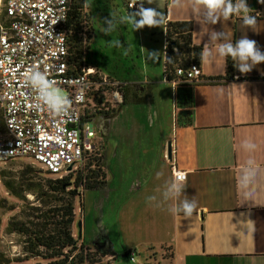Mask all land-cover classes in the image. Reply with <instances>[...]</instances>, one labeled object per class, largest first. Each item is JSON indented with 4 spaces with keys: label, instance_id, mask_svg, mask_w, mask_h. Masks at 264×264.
<instances>
[{
    "label": "crops",
    "instance_id": "1",
    "mask_svg": "<svg viewBox=\"0 0 264 264\" xmlns=\"http://www.w3.org/2000/svg\"><path fill=\"white\" fill-rule=\"evenodd\" d=\"M142 2L165 16L158 27H147L153 39L157 34L160 38L159 46L158 39L154 40L161 49V62L169 22L191 23L193 45L202 52L211 48V61L200 59L198 65L204 78L225 73V57L218 55L222 41L210 42L212 31H224L234 43L247 36L264 52V3L260 0H246L247 14L257 20L252 27L244 25L243 14L208 23L206 9L194 0ZM234 64L233 80L218 85L178 83L174 89L162 76V84L170 86L166 101L163 89H157V94L153 89L148 101L132 93L150 102L148 113H138L136 104L133 110L123 111L125 105L120 104L113 113L101 116L104 185L83 192L80 209L73 204L72 237L77 246L93 247L82 240L84 224L78 234L74 226L92 213L102 219L112 208L116 239L108 236L107 241L118 245L130 264H146L150 252L151 262L157 264H264V80H260L264 63L247 74H241ZM145 82L149 84L148 79ZM126 86L127 96L130 86ZM174 92L179 95L176 100ZM131 131L138 134L131 136ZM246 139L255 144L254 149L242 147ZM249 160L254 161L255 175L245 184ZM171 165L186 173L183 195L197 200L191 216L173 214L169 208L175 201H163L164 185L173 180ZM158 172L162 173L159 178ZM149 196L157 200L150 203ZM113 251L99 264H124Z\"/></svg>",
    "mask_w": 264,
    "mask_h": 264
},
{
    "label": "built area",
    "instance_id": "2",
    "mask_svg": "<svg viewBox=\"0 0 264 264\" xmlns=\"http://www.w3.org/2000/svg\"><path fill=\"white\" fill-rule=\"evenodd\" d=\"M142 0H125L124 7L135 11ZM71 0L0 1V163L29 158L57 179L94 170L104 172L105 139L92 126L97 116L109 115L122 102L126 85L110 79L96 65L73 63L67 22ZM82 17L83 30L87 31ZM85 37V34H83ZM83 48L87 41L83 39ZM167 45L164 39V50ZM163 50V51H164ZM165 60V53L163 52ZM30 69H38L72 101L66 115H54L26 84ZM173 81L189 86L205 85L196 64L176 67ZM173 179L186 173L170 167ZM89 250L84 248V254ZM134 261V255L130 256Z\"/></svg>",
    "mask_w": 264,
    "mask_h": 264
},
{
    "label": "rangeland",
    "instance_id": "3",
    "mask_svg": "<svg viewBox=\"0 0 264 264\" xmlns=\"http://www.w3.org/2000/svg\"><path fill=\"white\" fill-rule=\"evenodd\" d=\"M124 2L125 0H85L81 9V14L82 17L85 18L84 21H86L87 33L89 38H91L87 63L96 65L110 79L122 82L125 85L126 83L129 84L130 90L126 96L128 102L122 108L124 109L123 111H127L133 110V98L136 97L133 94H137L138 97L143 98L144 101H148L152 96L151 92L153 89L156 90V94L158 93L157 89H163V101H166L167 95L165 92L167 90L169 91L170 86L162 84L163 62H161L160 58L161 49L160 47L157 48L156 41L154 40L155 38L158 39L159 46L160 38L158 34L153 39L147 26L136 31L129 23H119L122 17H126L130 12H133L125 10ZM110 14L112 18L117 21L116 28L112 32H106L104 20L109 18ZM115 41H118L122 47L115 46V44L112 43ZM126 49H128L127 55L124 54ZM150 53H158V55L150 56ZM146 59L149 62H146ZM162 61H164L163 57ZM147 74H152V76H148ZM147 79L149 80V84L145 82ZM122 92L125 95L127 94V86L123 88ZM168 95H170V92ZM174 97L176 100V97L179 98V95H176V92H174ZM147 104H150V102L139 103L134 109L137 110L138 113H145L151 109L150 105ZM129 118L130 117L127 115L124 116V119L127 121ZM102 119L101 116H97L96 119L93 120L92 126L99 129V124H101L100 122ZM3 132L4 129L0 118V135L3 134ZM134 132L135 131H131L130 135L134 136L138 134H133ZM34 171H41L42 173L36 174ZM101 174L102 176L97 178L98 182H102L104 178V173L101 172ZM1 177H5V179L23 178L30 182L36 181L38 178H57L45 174L42 168L29 158H18L6 163H0V253H2L6 259L12 260L21 256L22 245L17 235L9 233L8 222L12 217H18L20 210L25 207V203L7 193L2 185ZM69 183L67 190L74 189V182L69 181ZM77 192L82 193V189L78 188ZM86 197L87 196L82 199L83 204L86 201ZM26 199L30 204L37 205L32 195H27ZM74 202H76V208L78 207L80 209L81 196L75 197ZM10 207L14 209L9 211L8 209ZM113 210L114 209L109 208L102 219L94 215V213L86 215L83 219L84 223L80 225V228L83 229L84 224L82 240L85 245L93 246L87 248L89 250L86 254L88 261L85 262V264H99L103 258V251L107 250H114L113 252L118 254V261L124 262V264H130L129 260L123 258L120 247L113 242L107 241L108 236L110 238L114 237V240L116 239ZM73 230H77L78 234V223L74 226ZM148 257L150 259L146 264H157L151 262L153 260L151 252L148 254ZM39 262L44 263L38 259H31L25 264H36Z\"/></svg>",
    "mask_w": 264,
    "mask_h": 264
},
{
    "label": "trees",
    "instance_id": "4",
    "mask_svg": "<svg viewBox=\"0 0 264 264\" xmlns=\"http://www.w3.org/2000/svg\"><path fill=\"white\" fill-rule=\"evenodd\" d=\"M84 3L85 0H71L67 22L70 31L68 42L75 65L81 64L83 57L87 60L90 47L91 38L82 26L81 9ZM84 38L89 44L85 49L82 43ZM165 40L167 45L164 50L166 56L163 61L162 76L170 82L175 80L173 74L176 67L186 68L190 64L199 65L202 48L193 45L192 25L189 22L167 23ZM233 64L234 61L231 57H225L224 76L209 78L205 85H218L233 80ZM260 80H264V78ZM122 95L121 105H125L128 101L123 92ZM133 103L138 105L143 101L134 97ZM34 172L42 173L41 171ZM43 172L49 175L47 172ZM99 176H102L100 170L88 172L84 179L78 176L73 181L74 189L72 190H67L69 181H71L70 177L62 179L38 178L31 182L23 178L5 179V177H1L2 185L7 193L25 203V207L20 210L18 217L14 216L8 222L9 233L17 235L21 240V256L10 260L0 253V264H25L31 259L44 262L36 264H85L88 257L84 254V247L77 246L72 237L73 204L74 198L81 196L83 192L103 187L104 178L102 182H98ZM78 188L82 189V193L77 192ZM27 195H32L37 205L30 204L26 199ZM13 209L10 207L8 210ZM109 254L108 250L103 251L102 256Z\"/></svg>",
    "mask_w": 264,
    "mask_h": 264
},
{
    "label": "clouds",
    "instance_id": "5",
    "mask_svg": "<svg viewBox=\"0 0 264 264\" xmlns=\"http://www.w3.org/2000/svg\"><path fill=\"white\" fill-rule=\"evenodd\" d=\"M179 4V0H176ZM195 5H202L206 9L205 21L211 24H217L222 16L224 19L230 18L232 15L243 14V23L245 26H255L257 20L254 16H250L247 13L250 8L248 7L246 0H194ZM264 3V0H260ZM164 13L160 12L157 8H145L140 5L135 11L130 12L126 17H122L119 23H129L135 30L143 29L144 27H158L164 23ZM106 25L105 31L112 32L116 28V23L111 14L110 17L104 20ZM210 42H218V55L221 57H231L234 62V66L241 74L249 73L253 67L258 64L264 63V52H261L256 41L249 39L247 36L241 37L235 43L228 39L227 34L222 32L212 31L209 35ZM117 47H122L118 42H112ZM128 49L124 54L127 55ZM158 53H150V56H156ZM202 61H211L212 50L210 47H206L205 51L201 54ZM30 75L26 78V84L33 88L39 96V99L44 105L54 114L58 116L66 115L70 108L72 101L65 95L62 90L56 85L55 81H51L47 76L38 69H30ZM242 147L245 150H252L255 148V144L250 139H246L242 142ZM162 173H157L159 178ZM255 175L254 161H247V167L245 168V174L243 176V182L247 184L249 180ZM184 176L180 174L177 178H174L170 182L164 185L162 191L163 201L173 200L175 203L169 208V211L173 214L183 212L186 216H191L193 211L197 207V200L195 197L189 199L183 195L185 185L183 183ZM148 201L155 202L156 196H149ZM156 206H160L157 203Z\"/></svg>",
    "mask_w": 264,
    "mask_h": 264
},
{
    "label": "water",
    "instance_id": "6",
    "mask_svg": "<svg viewBox=\"0 0 264 264\" xmlns=\"http://www.w3.org/2000/svg\"><path fill=\"white\" fill-rule=\"evenodd\" d=\"M170 152H171V149H170V145L168 144L167 146V157L170 158ZM78 227H79V230H80V223H78ZM80 236V234L78 235V237Z\"/></svg>",
    "mask_w": 264,
    "mask_h": 264
},
{
    "label": "bare ground",
    "instance_id": "7",
    "mask_svg": "<svg viewBox=\"0 0 264 264\" xmlns=\"http://www.w3.org/2000/svg\"><path fill=\"white\" fill-rule=\"evenodd\" d=\"M1 1V0H0Z\"/></svg>",
    "mask_w": 264,
    "mask_h": 264
}]
</instances>
